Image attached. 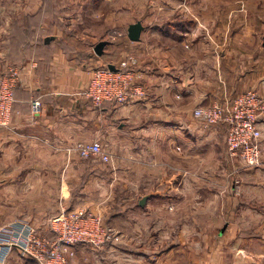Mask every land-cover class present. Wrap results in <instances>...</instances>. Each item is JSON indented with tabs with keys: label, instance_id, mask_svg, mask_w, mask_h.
I'll return each instance as SVG.
<instances>
[{
	"label": "crops",
	"instance_id": "obj_1",
	"mask_svg": "<svg viewBox=\"0 0 264 264\" xmlns=\"http://www.w3.org/2000/svg\"><path fill=\"white\" fill-rule=\"evenodd\" d=\"M42 8L44 39L33 27L12 50L13 22ZM128 58L146 94L94 106L93 70ZM10 66L20 74L0 127V228L53 237L52 219L82 208L119 241L76 244L69 264H264V136L262 163L247 166L225 124L194 116L249 89L264 99V0H0V78ZM78 141L112 161L70 153ZM7 256L0 264H39Z\"/></svg>",
	"mask_w": 264,
	"mask_h": 264
},
{
	"label": "built area",
	"instance_id": "obj_2",
	"mask_svg": "<svg viewBox=\"0 0 264 264\" xmlns=\"http://www.w3.org/2000/svg\"><path fill=\"white\" fill-rule=\"evenodd\" d=\"M136 63V59H127L115 69L109 66L94 69L85 92L91 103L98 107L107 102L125 104L135 96H144V88L135 84L137 74L132 68ZM19 74L18 67L10 66L0 78V127H7L11 123ZM41 106L40 101L34 100L32 112L39 113ZM263 113V97L258 91L249 89L232 100H216L208 106L198 107L194 116L206 124H225L230 155L255 166L262 163ZM68 150L83 159L95 158L106 163L112 161V156L98 141H78ZM51 223L53 237L38 235L30 226L0 228V263H4L7 255L17 249L39 264H69L76 244L100 246L119 241L115 233L104 225L101 217L86 209H62Z\"/></svg>",
	"mask_w": 264,
	"mask_h": 264
},
{
	"label": "trees",
	"instance_id": "obj_3",
	"mask_svg": "<svg viewBox=\"0 0 264 264\" xmlns=\"http://www.w3.org/2000/svg\"><path fill=\"white\" fill-rule=\"evenodd\" d=\"M43 12L44 8H42V11L40 10L38 12L37 19L35 20H31L33 18L31 16L28 18L26 17V19L20 16L13 22V32H11V36L14 42L11 44L12 50L18 49L20 51V48L26 47L29 40H33L35 38V32L32 31L33 27L38 28L39 40L42 41L44 39L45 33L42 29V24L44 23V21L42 20ZM44 41L46 42V40ZM12 58L14 59V57ZM17 88L15 90H17Z\"/></svg>",
	"mask_w": 264,
	"mask_h": 264
},
{
	"label": "water",
	"instance_id": "obj_4",
	"mask_svg": "<svg viewBox=\"0 0 264 264\" xmlns=\"http://www.w3.org/2000/svg\"><path fill=\"white\" fill-rule=\"evenodd\" d=\"M144 26L141 23V21H138L136 23H132L128 27V36L132 41H140L141 35L143 32ZM52 37L47 38V41L51 40ZM107 41H101L99 42L95 47V52L100 56L104 52V48L107 45ZM111 69H115L114 65L109 66ZM146 201V198L142 199L141 204H144Z\"/></svg>",
	"mask_w": 264,
	"mask_h": 264
},
{
	"label": "rangeland",
	"instance_id": "obj_5",
	"mask_svg": "<svg viewBox=\"0 0 264 264\" xmlns=\"http://www.w3.org/2000/svg\"><path fill=\"white\" fill-rule=\"evenodd\" d=\"M129 59V58H128ZM129 60H131V59H129ZM137 65V63L135 64V66ZM105 66H107V65H105ZM8 70V69H7ZM262 156H263V151H262ZM238 160L239 161H241L242 163H244L245 165H247V166H254V165H248L246 162H244L241 158H238ZM263 169V168H262ZM261 177L262 178H264V170L262 171V174H261ZM264 209V208H263ZM186 244H188V242H186ZM98 246V245H97ZM102 246H104V245H100V247H102Z\"/></svg>",
	"mask_w": 264,
	"mask_h": 264
}]
</instances>
